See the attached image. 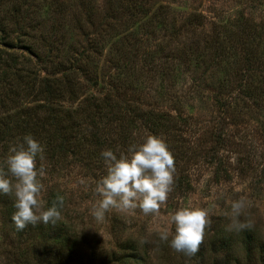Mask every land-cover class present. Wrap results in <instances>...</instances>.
Returning a JSON list of instances; mask_svg holds the SVG:
<instances>
[{
	"label": "rangeland",
	"instance_id": "374dc122",
	"mask_svg": "<svg viewBox=\"0 0 264 264\" xmlns=\"http://www.w3.org/2000/svg\"><path fill=\"white\" fill-rule=\"evenodd\" d=\"M251 63L262 72L246 81ZM52 74L78 88V98L67 91L55 103L64 109L61 134L44 123L43 79ZM250 82L259 93L240 97ZM107 91L131 105L117 115L122 125L102 124V137L109 136L104 146L87 140L95 129L86 126L73 140L92 94ZM139 110L172 115L175 127L153 132L134 114ZM133 118L138 129L124 124ZM29 128L40 140L54 133L55 144L66 136L74 146L73 154L62 155L41 142L43 204L50 207L62 194L65 207L57 225L18 231L13 198L0 194V264H264V0H0V162ZM127 130L139 143L150 134L167 140L174 188L159 217L113 210L97 222L90 210L99 200L96 183L106 175L101 153L127 151ZM240 196L250 201L254 227L229 232L225 214ZM188 204L212 212L192 257L156 234ZM133 249L141 261L124 257Z\"/></svg>",
	"mask_w": 264,
	"mask_h": 264
},
{
	"label": "clouds",
	"instance_id": "9594fccd",
	"mask_svg": "<svg viewBox=\"0 0 264 264\" xmlns=\"http://www.w3.org/2000/svg\"><path fill=\"white\" fill-rule=\"evenodd\" d=\"M44 147L33 135L27 134L21 142L9 149L0 162V194L13 198L15 212L12 220L18 231L28 225H57L62 219L65 197L58 194L50 207L43 204L46 176ZM106 175L94 189L99 200L91 208V216L103 222L106 214L115 210L129 213L136 209L144 215L160 216L175 183V156L167 140L156 134L147 135L139 144H132L127 151L118 147L105 149ZM39 162V163H38ZM80 184H85L80 179ZM251 207L246 196L231 202V212L226 213L229 232H242L254 227L247 213ZM211 209L204 205L188 204L172 214L170 221L156 229L160 242L187 257L197 254L211 226ZM169 225H174V233Z\"/></svg>",
	"mask_w": 264,
	"mask_h": 264
},
{
	"label": "trees",
	"instance_id": "16d2710c",
	"mask_svg": "<svg viewBox=\"0 0 264 264\" xmlns=\"http://www.w3.org/2000/svg\"><path fill=\"white\" fill-rule=\"evenodd\" d=\"M135 11H138L137 8L138 7H134ZM136 13V12H135ZM261 67H257L254 65V63H251L247 68V72L245 74V76L250 77L251 80L254 79L256 74H260V72H262L260 70ZM245 70V71H246ZM244 71V73H245ZM81 77V76H80ZM246 78L248 80H250L249 78ZM47 80L48 83L45 84L44 82ZM61 79L56 78L55 74H52L51 77L48 76L47 78L43 79V88H42V92L44 94V103H43V107L47 106V108L43 109V112H47V118L45 119L44 123L47 121L50 122L51 125H53L55 127L56 130L60 132L61 129V122L62 120L60 119V114L61 112L64 111V109L62 107H58L55 103L57 100H61V96L64 95V92H69V94L71 96L75 95V92L78 91V88L75 86V84H73L71 82V79H67L68 81H65V83L63 84L65 86L66 89L62 88V82L60 81ZM93 84V86H97L99 85L98 81L95 82H90ZM105 90V89H104ZM259 93L258 88L256 87V85L252 82L245 84H242L241 89H240V97L243 98H254L255 94ZM262 93V92H261ZM98 94V95H97ZM103 92H97L96 94H92V96L90 97V111L88 109L89 114H85L87 115L86 117V121H83L82 123H77L74 124L75 127L73 128V140H75V138L81 134L84 133L85 129H89L90 127L95 129L93 130V132H91L90 136L87 138V140H89L91 142V144H96L97 146L100 145V143L104 146L106 141H102V139H107L109 136L103 135L102 137V132L105 130L101 129L102 124L110 127L112 125H114V123H119V119H118V113L120 111L124 112L126 114V112L128 113V111L130 110L131 105L128 103H124V102H120V101H115L112 97L109 96V91H107L105 93V95H102ZM70 96V97H71ZM75 97L78 98L77 95H75ZM85 110V109H83ZM136 116L138 115L139 118L141 120L144 121V124L151 129L153 132L159 131V130H166V129H172V127H175V123L173 122L174 116L172 115H168V114H155L154 112H147L144 114H141L140 110L139 112L136 111L134 113ZM137 116V117H138ZM122 120V119H121ZM125 120V119H124ZM123 120V121H124ZM122 122H120V124L122 125ZM137 118L136 119H131L130 121L128 120L127 122H125L124 124H128L129 129L137 127ZM139 123V122H138ZM6 124V123H5ZM43 124V123H42ZM28 126V123H27ZM86 126V128L84 129V127ZM171 127V128H170ZM102 130V132H100V129ZM76 129V130H75ZM138 129V127L136 128ZM69 130V129H68ZM130 132H132L133 130H129ZM65 132V131H64ZM128 130L126 131V133H124L125 138L131 140L130 138V134H127ZM39 134V132H37ZM104 133V132H103ZM27 134H31L33 135V131L30 130L25 132V135ZM59 134V135H60ZM34 136V135H33ZM82 136V135H81ZM60 137V142L58 144L56 143V135H54V133L52 134H46L44 137H41L40 140V136L37 135L35 136L36 139L40 140V142H44L47 144V147L50 148V150H52L53 153H61L62 155L67 154V152L69 153H74L72 152V148L74 146H72L70 144V138H66V136L64 137ZM58 137V138H59ZM57 138V139H58ZM134 140H131V142H128V147L132 144H135L136 142L141 141L140 137H134ZM178 139H176L177 141ZM175 141V142H176ZM108 144V143H106ZM56 145V146H55ZM179 186L181 187V183H179ZM52 204V203H51ZM247 243L250 245V243H252L250 236H248L247 239ZM74 247H71L67 253L69 255V257H72L74 255ZM136 249H133L130 253L128 254H124V257L127 258H133L138 262L141 261V255L138 251H135Z\"/></svg>",
	"mask_w": 264,
	"mask_h": 264
}]
</instances>
